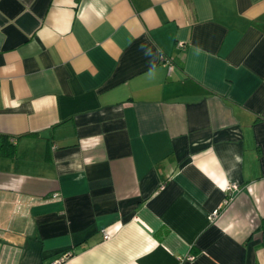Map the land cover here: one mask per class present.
<instances>
[{"label":"crops","instance_id":"crops-1","mask_svg":"<svg viewBox=\"0 0 264 264\" xmlns=\"http://www.w3.org/2000/svg\"><path fill=\"white\" fill-rule=\"evenodd\" d=\"M60 258L264 264V0H0V264Z\"/></svg>","mask_w":264,"mask_h":264},{"label":"built area","instance_id":"built-area-1","mask_svg":"<svg viewBox=\"0 0 264 264\" xmlns=\"http://www.w3.org/2000/svg\"><path fill=\"white\" fill-rule=\"evenodd\" d=\"M179 45H183L182 42H179ZM238 188V184L236 183H229L227 186H226V192L228 194H230V196L232 195V193L234 191H236ZM57 195L56 194H53V197H56ZM102 235H103V239H108L109 238V235L106 233V232H102ZM188 258H191V256H188ZM63 262V258H60V259H56L54 261H52L50 264H62Z\"/></svg>","mask_w":264,"mask_h":264}]
</instances>
